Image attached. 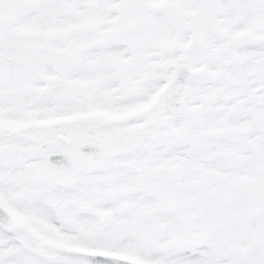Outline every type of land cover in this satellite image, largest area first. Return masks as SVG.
I'll use <instances>...</instances> for the list:
<instances>
[{"label":"snow or ice","instance_id":"6c2138e0","mask_svg":"<svg viewBox=\"0 0 264 264\" xmlns=\"http://www.w3.org/2000/svg\"><path fill=\"white\" fill-rule=\"evenodd\" d=\"M0 264H264V0H0Z\"/></svg>","mask_w":264,"mask_h":264},{"label":"water","instance_id":"95a60500","mask_svg":"<svg viewBox=\"0 0 264 264\" xmlns=\"http://www.w3.org/2000/svg\"><path fill=\"white\" fill-rule=\"evenodd\" d=\"M53 159H56V158H53Z\"/></svg>","mask_w":264,"mask_h":264}]
</instances>
